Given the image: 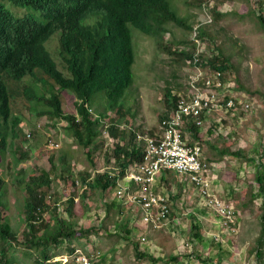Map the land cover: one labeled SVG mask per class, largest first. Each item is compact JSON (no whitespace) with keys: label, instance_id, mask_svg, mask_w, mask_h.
I'll list each match as a JSON object with an SVG mask.
<instances>
[{"label":"trees","instance_id":"1","mask_svg":"<svg viewBox=\"0 0 264 264\" xmlns=\"http://www.w3.org/2000/svg\"><path fill=\"white\" fill-rule=\"evenodd\" d=\"M211 1L197 0L196 4L202 10L210 9L209 13L213 15L215 24L230 11L222 10L225 0H215V5L209 7ZM260 3L262 6L259 12L254 7L253 9L258 13L256 15L264 31L263 2ZM6 7L11 9L14 15ZM17 7L30 9L35 14L26 16V10ZM170 22L183 26L186 30L194 29V25L179 13L172 0H0V153L5 154L8 146H11L18 149L14 154L18 164L29 159L30 149H26L24 143L29 142L33 134L26 136L17 133L24 119L15 114L14 109L18 104L17 97L29 99L31 102L39 99L37 102L44 105L41 109L38 108L39 113L47 115L56 126L58 121L64 119L67 122L66 130L71 132L81 148L87 150L86 154L91 162H94L95 152H99L105 143L98 138L100 127H103L104 120L110 118V121H107L110 124L108 128L116 142L110 148L113 155L107 154V163L114 165L112 158H115L121 166V176L125 175L131 164L141 162L143 159L145 143H139L138 136L141 134L155 137L153 131L145 132L142 126L134 131L129 127V124L134 122L136 111L133 112L132 108L127 107L126 97L134 96L137 92V89L133 88L135 53L130 26L151 36L158 50L176 55L180 60L187 62L192 73L193 64L189 65L188 61L193 60L195 44L186 40L170 42L172 45L178 44L176 48L165 43V34L171 30L168 26ZM213 24L204 23L199 30L201 38H208L211 48L215 49L213 57L205 59V62L207 61L214 71L223 72L225 80H228L231 58L225 51L224 43L218 42L224 29L220 27L212 29ZM57 32L60 38L56 36L58 39L54 40H57L59 52L52 49V44L49 48L60 57L66 73L69 72L70 76L61 72L46 46ZM203 65L206 66L204 62ZM235 83L233 90L250 91L243 82ZM182 85L177 83L174 87L176 89L173 87L165 89V102L170 110L176 107L180 99L173 92L180 93L182 88L184 89ZM130 89L131 93L126 96ZM63 90L72 91L77 96L76 114L64 111ZM46 92H50L49 97ZM100 93H104V97L101 98L106 101L104 103L106 110L97 111L99 115H95L91 112V103L94 96ZM181 93H188V88ZM107 110L123 116L122 118L119 116L118 119L112 118L106 113ZM169 111L164 113L162 118H167ZM124 120L127 127L123 126ZM195 123L191 117L186 118L181 128L182 136L186 138V135H189L188 143L199 141L203 144L207 135H214V130L209 134L204 133V128ZM220 123L222 122L219 121L217 127H220ZM224 136L221 142H224L225 138H232L231 132ZM237 140L236 138L235 142ZM209 143L214 144L216 148L213 152L214 158L210 157L208 160L211 163L222 161L226 155L256 160V157H249L241 148L234 149L232 145L225 144L219 147L212 140ZM68 152L63 150L62 156L57 157L53 154L50 157L51 170L33 166L20 169L14 175L13 182H16L19 189L24 192L22 212L27 219L26 223L22 221L27 227L25 238L29 243L26 246L28 250L34 251L32 253L40 254L38 264H64L60 259L80 248L88 257H96L93 251H87L86 245L79 246L80 248L74 245L79 236L75 221L77 213L75 197L79 195L83 203L98 201L99 194H114L118 186V177H112L107 172L98 173L90 180L88 179L91 174L87 171L75 175ZM259 163L264 165V148ZM57 177L62 178L67 184L66 201H63L64 196L61 193H51ZM78 180L82 186L86 185L81 192L77 185ZM255 183L259 184V192L264 197V177L260 170L257 171L256 180L253 183L249 182L252 202L257 199ZM5 186L6 181L0 177V264H15L12 255L14 251L11 249L18 239L19 228L13 227L10 218L4 216L3 208L6 207L4 196L7 191ZM61 201L67 202L66 207L64 204L63 207L60 205L54 207L57 215L54 217L55 225H52V220L45 219V213L52 210L53 202ZM102 203L105 205V217L99 230L96 227L86 231L81 229L83 236L89 237L92 230L110 235L111 227L115 225V235L126 238L129 242L134 241L135 255L140 262L181 263L182 258L177 255L155 257L148 252L140 251V240H136L139 229L132 224V216H128L127 211L122 209L124 207L121 208L115 201ZM87 204L84 203L86 208L89 207ZM61 209L69 213L70 220L60 215ZM119 216L123 217L119 219ZM260 219L261 234L256 240L254 252L260 264H264V207ZM194 230L199 231V228L194 225ZM196 238L201 240L202 235ZM58 247L66 248V254L62 255L55 251ZM102 261H106V256L99 260V264H102Z\"/></svg>","mask_w":264,"mask_h":264},{"label":"rangeland","instance_id":"2","mask_svg":"<svg viewBox=\"0 0 264 264\" xmlns=\"http://www.w3.org/2000/svg\"><path fill=\"white\" fill-rule=\"evenodd\" d=\"M172 2L179 13L194 26L201 22H208L209 24L214 23L213 15L211 13L209 14L210 9L208 12L202 10V8L196 4L197 0H172ZM261 6V3H256L255 0H225L222 10L230 12L222 16L220 21L218 23L215 22L211 27L212 29L219 27L224 29V31L220 33L221 36L218 42L220 44L224 43L225 51L231 58L228 80L232 79L234 83L236 81L243 82L244 86L250 91L241 90L242 92L240 93H242L241 95L245 93L243 99L254 105L252 111H241L238 115L233 116L231 114L217 112L218 116L211 119L206 127L208 128L210 123L212 124V128H210L207 133L209 134L210 131L212 132L214 130V135L209 134L208 136H212V139H215L214 141L219 147L221 145L223 146V144L232 145L234 149L241 148L245 150L249 157H256L255 161H251L249 159H243L240 156L226 155L222 161L213 165V162L211 163L208 161L210 157L214 158L213 152L216 148L215 150L212 148L206 161L209 163V166H211V169L215 166L217 173H220V175L217 176L214 174L217 178L215 181V186L217 185L215 189L219 192V196L232 202L238 211V219L240 222L239 234L237 236L226 237L225 243L223 244L216 242L212 235L220 232L219 229L214 228L217 227L219 221L218 216L213 210L203 208L200 212H206L208 218L210 217L211 220H204L201 229L205 237L195 244H192L194 241L192 240V233L188 227L189 222L186 223V219L182 221V231H180L176 225L170 224L168 229L164 228L161 232H154V229L151 227L148 229V232H144V235H149L152 240L156 239L157 244L155 242L154 244L159 245L163 249L159 252V255L164 254L165 257L168 255L174 256V253L179 247V243L186 238V243L189 242L192 244L194 253L196 252L195 254L190 252V254L193 255L191 260H200L201 257L209 259L210 256L213 257L217 255L218 253H214V249L211 251V247L216 246V244H221L228 256H224L223 259H216V264H231V257H233L231 258L232 264H260L257 254L254 252V248L257 245L256 240L261 234L260 217L264 207V197L259 192V184L255 183L254 190L257 193V199L252 202L249 182L253 183L256 180L258 170L263 173L264 177V165L259 163L261 151L262 148H264V31L256 15L258 13H255L253 9L254 7L259 12ZM17 8L26 10V16L35 14L34 11L30 9ZM8 10L12 14L14 13L11 9ZM168 26L171 30L165 34L164 42L176 48L178 44L172 45L170 42L191 41L193 34H195L194 30H186L183 26L177 25L174 22L168 23ZM130 28L135 53L133 88L137 89V92L134 96H127L131 93L132 89L128 90L126 93L127 107L132 108L133 112L136 111L134 122L130 123L129 127L134 131L136 128L142 126L145 132L153 131L156 133L162 115L170 110L165 102V89L168 87L176 89L174 87L177 83L183 84L182 86L184 89L188 88L191 69L187 65V62L185 63L184 60H180L177 58L178 56L158 50L155 40L152 39L151 36L144 34L132 25ZM56 36H59L58 32L52 36L46 46L57 62L61 72L66 75L68 73L67 76H70L69 72L66 73L60 57L54 52H59L57 40H54V38L58 39ZM50 44H52L51 47L54 51L49 48ZM184 89L182 88L180 93L184 91ZM193 91L194 90H190L189 94ZM62 93L64 96V111L66 113L76 114L77 96L72 91L63 90ZM46 94L48 97L50 96V92H46ZM101 96L104 97V93L95 95L92 99L91 112L95 115H99L97 111L105 112L106 110V108H104V103L106 101H104ZM38 100L39 99L31 102L29 99L17 97L18 104L14 109L15 114L22 116L24 119V123L18 128L17 133H22L26 136L33 134L29 142L24 143V147L30 149L31 156L29 159L18 164L14 156L18 149L11 146H8L5 154L0 153V177L6 181L5 187L7 189L4 196L6 204V207L3 208L4 216L10 218L13 227L19 228L18 239L13 243L14 247L11 249L14 251L12 255L15 259V264H38L37 262L41 257L39 256L40 254L32 253L34 251L28 250L26 246L29 245L25 238V232L27 231L25 220L27 218L24 216V212H22L25 198L24 192L19 189L16 182H13L16 171L33 166H40L41 168L51 170L52 164L50 163V157L53 154L60 157L64 150L70 153L71 162L73 164L72 170L75 175L82 171H87L93 176L96 170L111 166V164L107 163V154H111V145L115 143L114 138L110 136V128H108L110 124H108L107 121H110V118H107V121L104 120L103 127H100V134L98 136V138L104 140L105 143L99 152H95L94 162H91L86 154L87 150L81 148L75 142L71 132L66 130L67 122L63 119L62 121H58L56 126L53 120L47 115H41L38 108L41 109L44 105L38 103ZM106 113L110 115V117H115L116 119H118L119 116L121 118L123 116L112 110H107ZM123 113L125 115V112ZM217 120H221L222 123H220V126L222 127L216 129V123H219ZM124 122L125 124H123V126L127 127L126 120H124ZM227 128L230 129L227 130ZM230 132L231 136L233 134L237 136L233 135L232 138H225L224 142H221V138L225 137L224 135L226 134H230ZM236 138L238 140L235 142ZM19 139H17V141H19ZM208 145L210 146L211 144L208 143ZM202 148H204V145ZM205 148L208 149V153L209 148L206 146ZM203 154H205V151H203ZM224 170L226 172L222 175ZM90 179L91 177L88 180ZM55 180L51 193H61L64 196L63 201L68 200L67 194L65 193L67 188L66 182L60 177H57ZM192 191L199 197L194 189H192ZM100 198H102V200ZM114 199L115 196L113 193L99 194L98 201H90L87 202L88 204L84 202L89 206L88 208H86L84 203L79 199L75 201V210L78 213L77 215L75 212V221L77 222L76 229L79 236L74 241V245L77 246V248L86 245V249L88 251H93L94 256H99L100 261L102 257L106 256V261H102V264H145L136 258L134 241L129 242L126 238H119L118 235H115V225L111 227L112 232L110 235L101 231L97 232V230H92L89 237L82 235L81 229H83L82 231H86L92 227H96V229L99 230L101 221L105 217V205L102 202H113L115 201ZM66 203L67 202L62 201L53 202L51 205L52 210L45 213V219L48 221L52 220L51 224L55 225L54 217L57 215V212L54 207L59 205L63 207V204L65 206ZM115 203L121 206V208L124 207L122 209L127 211L128 216L131 215L132 218H135L136 210L132 205L125 206L121 202L116 201ZM173 205L174 202L172 203V213L176 212ZM178 206L180 209L187 210L186 208H196V202H185L184 204L183 202L182 204L178 202L177 207ZM60 215L67 220L71 219L69 213L65 210L63 211V209H61ZM194 217L197 220V216ZM121 218L122 217L119 216V219ZM22 220H24L25 223ZM132 221L134 222V219ZM199 223H201V221L197 220V225H200ZM209 234L211 235L209 236ZM140 246L142 247L145 245L140 241ZM214 248L217 249L216 247ZM55 251L63 255L66 254L67 250L66 248L58 247ZM148 251L150 250L148 249ZM201 251H203V254ZM178 254L176 255L189 260L187 257L190 254ZM206 261L208 262L210 260Z\"/></svg>","mask_w":264,"mask_h":264},{"label":"built area","instance_id":"3","mask_svg":"<svg viewBox=\"0 0 264 264\" xmlns=\"http://www.w3.org/2000/svg\"><path fill=\"white\" fill-rule=\"evenodd\" d=\"M255 2H263L264 9V0H255ZM214 5L215 0H212L209 7ZM203 24L201 22L194 26L195 34L191 38L195 49L192 52L193 60L188 61L189 65L193 64L188 90L194 91L190 94L189 91L186 94L173 92L180 99L176 107L169 111L167 118L160 119L159 132L155 133V137L138 136V142L145 143L141 162L131 164L126 174L121 176V166L113 158L114 165L96 170L91 179L96 174L105 172L112 177H118L114 196L123 205L134 207L136 210L134 223L146 229L151 227L162 230L170 227L169 216L172 210L173 193L155 190L158 175L163 171H171L180 176H187L199 195V205L213 210L218 216L220 232L212 236L216 242L223 244L226 237L239 234L240 223L237 209L232 202H227L220 197L215 189V177L207 166L208 163L202 158L203 145L199 141L188 143L187 138L182 136L181 128L188 117H191L197 126L206 128L209 118L214 113L220 112L233 116L241 111H252L254 105L243 99L245 93L241 95L242 93L233 90L234 81L225 80L223 72L214 71L207 61L205 62V59L213 57L215 49L211 48L208 38H201L199 35ZM114 142H116L115 139ZM77 185L80 191L86 187V185L82 186L79 180ZM140 240L143 243L147 242L145 237ZM182 246L191 252L192 244L183 242ZM60 260L64 264H99L100 257L90 258L81 249H76L74 253L63 256Z\"/></svg>","mask_w":264,"mask_h":264},{"label":"crops","instance_id":"4","mask_svg":"<svg viewBox=\"0 0 264 264\" xmlns=\"http://www.w3.org/2000/svg\"><path fill=\"white\" fill-rule=\"evenodd\" d=\"M215 116H218V113H214V115H212V117L209 118V120L207 122V126H208L209 121H211V119L215 118ZM217 122H219V121L217 120ZM217 126H218V123H216V129L219 128ZM220 127H222V126H220ZM210 128H212V124L211 123H210V126L208 128H204L203 132L204 133H207L210 130ZM158 132H159V129H157V132L156 133H158ZM186 138L187 139L189 138V135L188 134L186 135ZM212 138H213L212 136H208L207 135L204 143L201 144V145H204V150L203 151H205V154H203V156H202V158H203L204 161L208 159V157H209L208 154H210V152L212 151V148H213V150H215L214 144H211L210 146L208 145V143L211 140L213 142H215L214 141L215 139H212ZM205 146L209 148V152L208 153H207V150L208 149L205 148ZM215 163H218V162H213V165ZM207 166H209V164ZM209 167L211 169V166H209ZM211 172L213 173V175L214 174L216 176L217 175H220V173L219 174L217 173V169H216L215 166H214L213 169H211ZM225 172L226 171L224 170V172L222 173V175ZM215 175H214V177H215V181H216L217 178H216ZM217 183H218V180H217ZM154 188H155L156 191H165L166 190V191H172V193H173L172 202H174L173 207H174V210L176 212H173V213L171 212L172 213V216L170 215L171 217L169 218L170 224L176 225L180 229V231H182V226H183L182 221L184 219H186V223L189 222L188 223V227H189V229H190V231L192 233V240L194 241V243H192V244H195L197 241H200V240H196L197 239L196 237L199 236V235H202V239L201 240H203V238L205 237V234H204L203 230L201 229L202 228V225L204 224L203 222H204V220H211V218L210 217L208 218V215H207L206 212L205 213L204 212H200V210H202L203 208H206V207L199 206V197H197L196 194L193 193L192 189H194V186L188 180L187 176H180V175H178V174H176L174 172H171V171H163L161 174L158 175V179L155 182ZM79 198H80L79 195L76 196L75 197V201H76V199H79ZM114 200L116 202H119L118 199H116V198ZM178 202H181V204H182V202H183V204L185 202H196V208L195 207L186 208L187 210L180 209L179 206L177 207ZM181 208H182V206H181ZM194 216H197V220L201 221L202 224L199 223L200 225H197V220L195 219ZM133 219L134 218H132V220ZM132 224L133 225H136V227L139 229V232L136 235V239L137 240H140L142 237H145V236L147 237V238L145 237L147 239V242H144V243L142 242L145 246H142V247L140 246V249L139 250L140 251H143V252H147L148 249H149L150 251H148V253H150L151 255H153L155 257H164L165 256L164 254L163 255H159V252L161 250H163V249L159 245H155L154 244V242L157 244L156 239L155 240H152L149 235L148 236H147V234L144 235V232H148V229L140 226L136 222L134 223L133 221H132ZM194 225H196L197 228H199V231L194 230ZM214 228L220 229L219 221H218L217 227H214ZM162 230H155L154 229V232H161ZM210 235L211 234H209V236ZM183 242H186V238L183 239L179 243V247L176 250V252L174 253V255H176L178 253H179L178 255H184V253L190 254V251L189 250H187L186 248H183V246H182V243ZM214 247H216L218 249V251ZM212 249H214V253H218V254L217 255H214L213 257L210 256L209 259L208 258H204V257L202 258L201 257L200 260H194V259L191 260L193 258V255L190 254L187 257L189 260H186V259H184L182 257L183 260L181 261L180 264H216V262H215L216 259H218V258H222L223 259L224 256H228V254L226 253V250H223V246L221 244L220 245L219 244H216V246L211 247V251H212ZM233 249H235V248H233ZM177 251H178V253H177ZM191 252L194 253L193 245H192V248H191ZM201 252L203 254V251H201ZM219 253H220V255H219ZM231 258H233V257H231ZM231 258H230V263L232 264ZM206 260H210V261L207 262Z\"/></svg>","mask_w":264,"mask_h":264}]
</instances>
